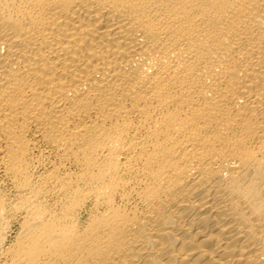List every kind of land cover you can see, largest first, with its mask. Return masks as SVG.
Wrapping results in <instances>:
<instances>
[{
  "label": "bare ground",
  "instance_id": "bare-ground-1",
  "mask_svg": "<svg viewBox=\"0 0 264 264\" xmlns=\"http://www.w3.org/2000/svg\"><path fill=\"white\" fill-rule=\"evenodd\" d=\"M0 264H264V0H0Z\"/></svg>",
  "mask_w": 264,
  "mask_h": 264
}]
</instances>
